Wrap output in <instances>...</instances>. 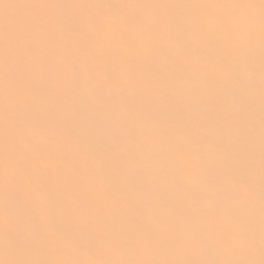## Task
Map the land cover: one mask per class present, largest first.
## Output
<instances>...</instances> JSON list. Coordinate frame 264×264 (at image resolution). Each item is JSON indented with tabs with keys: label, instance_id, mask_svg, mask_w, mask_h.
I'll list each match as a JSON object with an SVG mask.
<instances>
[{
	"label": "bare ground",
	"instance_id": "bare-ground-1",
	"mask_svg": "<svg viewBox=\"0 0 264 264\" xmlns=\"http://www.w3.org/2000/svg\"><path fill=\"white\" fill-rule=\"evenodd\" d=\"M0 264H264V0H0Z\"/></svg>",
	"mask_w": 264,
	"mask_h": 264
}]
</instances>
